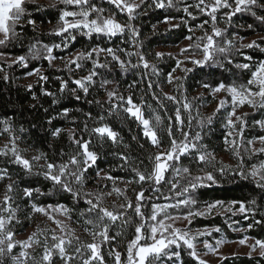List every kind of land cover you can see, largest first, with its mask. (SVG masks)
<instances>
[{"label":"snow or ice","instance_id":"obj_1","mask_svg":"<svg viewBox=\"0 0 264 264\" xmlns=\"http://www.w3.org/2000/svg\"><path fill=\"white\" fill-rule=\"evenodd\" d=\"M24 7L23 0H0V51L15 48L13 37L20 41L28 34L27 27L16 23L20 17L11 14ZM246 7L248 0H145L143 4L135 0H67L53 15L60 25L54 35L36 36L33 28L27 57L22 52L13 55L14 66L23 64L27 78L40 85L39 95H33L31 85L27 94L34 100L53 95L46 87L48 72L42 68L50 69L57 60L72 74L71 78L56 75L57 88L61 93L75 91L77 100L81 93L90 96L98 79L104 83L110 77L106 66L120 69L116 79L121 72L132 71L134 82L125 81L130 94L110 93L108 114L126 113L125 119L136 123L137 134L124 143L117 130L101 124L91 129L92 135L72 136L67 147L61 145L51 158L40 152L28 159L19 148L23 129L17 131L14 115L4 113L0 118V139L4 141L0 144V264H224L228 254L222 248L229 241L222 228H192L194 220L223 217L233 229L232 218L241 217L249 223L237 229L238 233L264 229V211L252 210L257 203L264 209V134L248 139L246 132L249 125L264 129V59L246 55L236 65L239 75L234 70L231 77L220 73L219 79L204 81L184 67L195 65L203 72L204 65L215 59L217 41L226 42L218 26L230 24ZM150 10L162 13L161 23L169 25V34L183 36L188 45L175 55L143 51L144 32L135 22L139 14ZM84 38L91 42L87 40L73 51V42ZM260 46L264 41L249 45L252 49ZM197 54L199 58H194ZM69 55L71 60L66 59ZM151 60L173 61L174 66L169 65L170 71L160 77ZM29 61H39L41 66ZM227 66H232L231 60ZM176 73L181 74L180 79ZM0 80L8 87L14 82L10 73ZM165 84L171 91L162 95ZM194 85L204 89L207 100L192 99ZM136 89L151 93L153 103L141 104ZM208 100L214 102V112L205 119L200 113ZM61 115L69 112L66 109ZM149 117L162 121L159 129L151 126ZM49 124L51 131L46 136L63 139L64 133L54 121ZM96 138L101 143L94 147ZM221 138L219 149L213 150V140ZM137 140L140 142L134 143ZM105 141L116 146L113 163L123 177L111 169L101 173L99 152ZM254 145H259V151ZM221 150L230 154L235 165L227 171L240 179L236 188L247 189L251 196L203 198L204 190L218 189L219 177L210 166ZM36 156L47 160V179L62 186L61 199H37L36 185L18 180L20 173L32 171ZM215 166L225 173L223 165ZM93 179L100 183L94 190L84 191L85 182L91 185ZM35 217L54 227L37 224L20 238L23 234L17 227L25 221L30 226ZM214 234H220L219 239L210 243L208 238ZM232 243L250 251L264 249V239L253 240L249 235ZM34 245L38 248L35 254L31 252Z\"/></svg>","mask_w":264,"mask_h":264},{"label":"clouds","instance_id":"obj_2","mask_svg":"<svg viewBox=\"0 0 264 264\" xmlns=\"http://www.w3.org/2000/svg\"><path fill=\"white\" fill-rule=\"evenodd\" d=\"M67 0H23V11H17L13 9L12 15L19 16L20 19L16 21L18 25H22L23 27H28L29 20L33 18L34 15L38 14L37 19L30 25L31 32L33 28L35 29L34 34L36 36H45L49 37V34L52 33L54 35L53 30L60 27L57 23H52L49 21L47 24L42 22H37V20H46L49 15H54L56 9L59 5L66 3ZM99 2V0H98ZM137 4H143L145 0H135ZM7 7V6H6ZM153 11H149L147 13H142L137 16L135 27L144 32V36L142 37L144 48L143 51L149 53L159 52L164 55H175L179 48L185 47L188 45V41L181 40L179 44L172 43V40L178 39V35H170L168 32L169 25H165L163 23H150L149 20H144L143 18L149 16V13ZM27 17L28 19H25ZM148 27V31H144V29ZM221 33L226 38V42L221 44L220 41H217V49L214 50V60H210L203 67V72H199L195 65H185L184 67L191 70L193 76H199L200 81L211 80L213 78L219 79L220 73H224L225 75L231 77L234 70L237 71V75H239V70L236 68V65L248 54V50L252 52H259L264 54V46H260L256 49H252L249 45L256 43L259 45L260 41H264V2L261 0H248V7H246L236 19L231 21L228 25H220L218 26ZM251 32L252 35L244 36L241 33ZM230 33V35H229ZM198 36L199 34L196 33ZM31 37L28 34L20 40L16 41V39L12 38V44L15 45V48H19L22 50V54L27 57V41ZM155 38V40H153ZM90 43V38H86ZM121 39H124V36H121ZM0 40H3V36H0ZM149 41H153V44L150 46ZM158 42V43H157ZM223 49V50H221ZM71 55L66 57L67 60H71ZM194 58H199L198 54ZM231 60L232 66L228 67L227 62ZM14 61L15 57L7 55L5 52L0 51V64L6 65L3 67V70L0 71V79H2L5 75L11 74L14 82L11 84V89L15 90V95L19 96L21 99L27 95V88L29 85L34 87L37 84V81L33 78L29 80L26 76L15 75V70L23 69V64L20 67H15L14 70ZM29 62H37V61H29ZM170 61L163 60H151L150 63L156 64L157 71L160 77H164L166 73V69L161 67V65H168ZM106 72L110 73V77L104 82L101 83L98 79L97 83L92 85L91 95L84 96L81 93V98L77 100V93L71 89H66L65 92H59L58 88L52 91L53 95L51 98V103L48 104L47 107L44 106L42 102V97L38 96L35 100L32 98L30 100H26L23 104L19 102V100L14 97L9 104V107L15 110L16 116V129L19 131L21 128L23 132L20 135L23 137L19 148L22 154L28 158L33 159L34 154L43 152L46 157L51 158L56 155L57 150L61 145L67 147L70 138L74 135H80L84 133V135H92L91 129L95 126H99L101 124L109 125L117 130L120 134V137L123 138L124 143H128L129 139L137 134V125L134 121L129 119H125L126 113L119 114L115 117L109 115V106L111 104V100L109 98L110 93L122 94L124 96L129 95L128 84L125 81H128L131 77H133V72H121V76L119 79H116V71H120L119 68L113 70L110 67L105 68ZM47 71L51 72L52 80L55 81V73H62L64 77L71 78V73L65 71V64L61 60L55 61L50 69H43L42 72ZM177 79L181 78L180 73L175 74ZM79 76V74H77ZM155 79V77H154ZM187 83V82H186ZM7 87V86H6ZM171 89H168L167 85L160 90L161 94H168ZM186 91V89H185ZM136 96L138 101L141 104H151L153 103L151 99V93L143 94L140 89H136ZM35 95V93H33ZM200 97H204L207 100V94L205 93L202 87H195L192 91V99H198ZM73 102H79L75 106L72 107H61L63 105H70ZM42 109V112H41ZM67 109L69 115L63 116L61 115ZM147 111V109H145ZM214 112V102L212 100H208L207 103L203 105L201 109V117L209 118L212 116ZM20 113H23L21 116ZM55 113V114H53ZM91 117V118H89ZM103 117V119H101ZM150 124L154 129H159L162 121H156L152 117H149ZM49 121H63V125L59 126V128L64 133L63 139L61 137H52L51 135H47L46 133H50L51 125ZM79 126V127H77ZM87 126V130L86 127ZM217 127H221V125L217 124ZM252 128V127H251ZM256 130L257 128H252ZM262 133L264 129L258 128ZM33 132H35V136H33ZM31 141V143H29ZM140 141H134V143H139ZM4 141L0 139V144H3ZM101 143L99 138L94 139L93 146L96 147ZM120 147L123 146L122 143L118 141ZM116 146H113L110 141H105L103 148L99 152V159L101 164L104 166L101 168V173L107 170H119L118 165L113 163V151ZM220 142L213 140L212 149H219ZM254 149L259 151V145H254ZM147 150V149H146ZM42 161V162H41ZM215 165H223L225 167V173L221 174L219 169ZM235 165L231 161L230 154L224 151H217L215 156L214 165L210 166L211 171L219 177L216 182L215 187L222 188L230 185H237L240 183L239 178H233L232 173L227 171L230 168H233ZM47 167V160L41 156H36V163L30 173H20L18 176V180H23L24 182L34 183L37 189V199H52L59 200L61 196L64 195L63 188L57 187L56 185L50 183L47 179L45 169ZM203 174V173H201ZM100 181L93 179L92 184L89 185L87 182L84 184V191H92L95 186L99 184ZM73 189L76 190V185H72ZM242 195L251 196L252 193L248 192L245 189ZM19 198L22 197V193ZM256 200H259V196L255 197ZM74 203H76L74 201ZM107 203H112L111 201H107ZM253 211H264L261 209L259 204L257 203L255 207L252 209ZM234 221V225H235ZM39 224L41 226H47L52 228L53 226L48 224V221L41 217H35L33 222L30 225V228L27 230V234L34 231L35 226ZM34 225V228L32 227ZM237 229H243L242 227H234L232 231L237 232ZM246 229L244 232L246 233ZM252 243V240H249V244ZM38 251V248L34 245L31 249V252L35 254ZM234 255L237 260L242 257H247L253 264H264V249H257L256 251H250L248 248H241V246L236 245L235 250L231 253ZM227 258V257H226ZM259 258V259H258Z\"/></svg>","mask_w":264,"mask_h":264},{"label":"trees","instance_id":"obj_3","mask_svg":"<svg viewBox=\"0 0 264 264\" xmlns=\"http://www.w3.org/2000/svg\"><path fill=\"white\" fill-rule=\"evenodd\" d=\"M174 15H176L174 13ZM38 14L34 15L33 18L37 19ZM144 20H149L150 23H161V19H163V14L160 13L159 11L157 12H150L149 16H146L143 18ZM49 21H51L52 23H55V19L53 17V15H49L48 18L46 20H37V22H42L44 24H47ZM28 29V35L31 36L33 33L31 32V26L29 25L27 27ZM149 28L146 27L144 29V31H148ZM179 29L176 30L177 33H179ZM184 32L186 33L187 30L185 29ZM199 34V33H198ZM241 35L244 36H248V35H252L251 32H246V33H241ZM153 40H155V38H153ZM183 40V36H179L178 39H173L172 43L174 42L175 44H179L180 41ZM58 42V41H57ZM87 39L84 38L82 39L80 42H73V51L75 50V48H78L81 46V43H86ZM150 46L153 44L149 43ZM67 51V50H66ZM22 52L21 49L19 48H12L7 50L5 53L9 56L15 55L16 53H20ZM248 54L251 55L253 57L254 60H260V59H264V54H261L259 52H252L251 50H248ZM242 59V58H241ZM36 64L37 67L41 66V63L39 61L34 62ZM174 66V62L170 61L168 65H161V67H164L167 71H170V66ZM0 67H6V65H2L0 64ZM44 67H46V63L44 64ZM14 70H15V66H14ZM50 77L49 82L47 83L46 87L48 88L49 91H53L58 87V83L56 81H53L51 79L52 75H54L51 72L47 73ZM15 75L16 76H27V72L24 69H19V70H15ZM55 75H63L62 73H55ZM138 79V77L136 78ZM128 82H134L133 81V77H131ZM9 84L11 83V81L8 82ZM147 84V81H145V85ZM195 87H198L197 85L193 86V89ZM39 88L40 85L36 84L33 87V91L35 92V94L39 95ZM15 98L17 100H19V102L21 104H23L26 100H30L31 99V95L27 94L26 96H24L23 99H21L19 96L15 95V90L11 89V87H6V84L4 81L0 80V118L4 117V113H7L9 115V117H12L14 115L15 119H16V112L15 110H13L12 108L9 107L8 103L9 101L12 100V98ZM42 97V102L44 103V106L47 107L48 104L51 103V98L50 97H46V96H40ZM79 102H73V104L70 105H63L61 107L67 106V107H72L75 106L76 104H78ZM42 112V109H41ZM55 114V113H53ZM20 115L22 116L23 113H20ZM257 118H259V114H256ZM63 121H54V124L56 126H62L63 125ZM247 132V138L251 139L254 135L258 136L260 134H264L261 133L257 127L256 130H253L251 128V126L249 125V127L246 129ZM220 143H222V138L219 141ZM29 143H31V141H29ZM101 166L103 167L104 165L101 164ZM114 175H119L121 177L124 176V173L120 172L119 170L116 171V173H114ZM246 183V182H244ZM245 190V189H244ZM243 190V191H244ZM205 191V195H204V199H210L212 196H219L220 198H231L232 196H240L242 193V190L237 189L236 185H230V186H225L222 188H218V189H213V188H209ZM131 194V193H129ZM64 202V201H62ZM257 219H259L260 217L257 215L256 217ZM233 221H235V226L236 227H242L245 228L247 227V224L249 223L248 219H244L241 217H233L232 218ZM54 227V225H52ZM75 226V225H74ZM219 227L222 228L223 230V235L225 236V238L228 241H236L239 240L241 238H243L244 235H249L251 236L253 239H264V229H262L261 227H254L252 229H250L247 233H237L232 231V229H230L228 227L227 224L224 223V218L223 217H212L210 219H204V218H197L196 220L193 221V224L191 225L192 228H211V227ZM32 227L34 228V225H32ZM30 228L28 222H22L21 226L17 227V231L23 233L25 231H27ZM220 234H214L212 237L208 238L210 243H214L216 239H219ZM227 258L225 259L224 264H253L252 261H250L247 257H242L239 260L236 259V257L234 255H229L226 256ZM259 259V258H258Z\"/></svg>","mask_w":264,"mask_h":264},{"label":"rangeland","instance_id":"obj_4","mask_svg":"<svg viewBox=\"0 0 264 264\" xmlns=\"http://www.w3.org/2000/svg\"><path fill=\"white\" fill-rule=\"evenodd\" d=\"M26 77H27V76H26ZM244 111H248V109L245 108ZM22 234H23V235H22L20 238H24V236L27 235V231L23 232ZM252 239H253V238H252ZM253 240H254V239H253ZM236 241H237V240H236ZM235 248H236V244H235V243H232V241H229V243H227V244H225V245L223 246L222 251H223L224 253H227V254H228L227 256H229V255H231V253L235 250ZM241 248H244V247L241 246Z\"/></svg>","mask_w":264,"mask_h":264}]
</instances>
